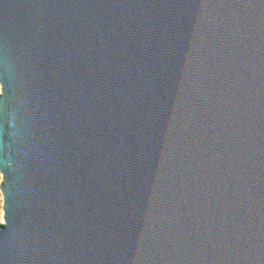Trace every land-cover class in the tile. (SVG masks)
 <instances>
[{"label": "water", "instance_id": "1", "mask_svg": "<svg viewBox=\"0 0 264 264\" xmlns=\"http://www.w3.org/2000/svg\"><path fill=\"white\" fill-rule=\"evenodd\" d=\"M0 264H264V0H0Z\"/></svg>", "mask_w": 264, "mask_h": 264}, {"label": "built area", "instance_id": "2", "mask_svg": "<svg viewBox=\"0 0 264 264\" xmlns=\"http://www.w3.org/2000/svg\"><path fill=\"white\" fill-rule=\"evenodd\" d=\"M2 181V175L0 173V183ZM0 211H1V214H2V193H1V190H0Z\"/></svg>", "mask_w": 264, "mask_h": 264}, {"label": "rangeland", "instance_id": "3", "mask_svg": "<svg viewBox=\"0 0 264 264\" xmlns=\"http://www.w3.org/2000/svg\"><path fill=\"white\" fill-rule=\"evenodd\" d=\"M1 218H2V214H1V211H0V220H1Z\"/></svg>", "mask_w": 264, "mask_h": 264}, {"label": "bare ground", "instance_id": "4", "mask_svg": "<svg viewBox=\"0 0 264 264\" xmlns=\"http://www.w3.org/2000/svg\"><path fill=\"white\" fill-rule=\"evenodd\" d=\"M2 221V218H1V220H0V222Z\"/></svg>", "mask_w": 264, "mask_h": 264}]
</instances>
